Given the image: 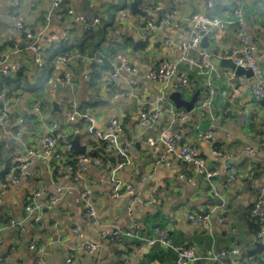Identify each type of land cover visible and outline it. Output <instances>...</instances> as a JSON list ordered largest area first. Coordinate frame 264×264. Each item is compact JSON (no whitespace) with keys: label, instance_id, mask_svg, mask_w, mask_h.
Returning <instances> with one entry per match:
<instances>
[{"label":"crops","instance_id":"0c3cea01","mask_svg":"<svg viewBox=\"0 0 264 264\" xmlns=\"http://www.w3.org/2000/svg\"><path fill=\"white\" fill-rule=\"evenodd\" d=\"M15 1L0 0V65L12 73L10 78L0 80V228L14 220L24 233L20 237L16 228H3L0 257L9 258L13 264H67L65 256L70 250L75 254V264H124L126 261L129 264H177L176 248L193 245L198 258L190 264H215L207 259V253L232 247H237L242 257L227 258L225 264H263L255 257L257 253H251L255 250L256 225L248 209L256 201L259 188L264 186V154L246 152L243 146L254 147L256 137L264 128V115L252 116L248 124H244L237 111L224 102L220 96L226 83L224 73L231 71L214 67L205 74L195 65L179 64L188 78L199 84L208 79L215 91L208 119L192 111L187 121L177 123L162 110L153 125L141 128L137 125L139 105L135 100L127 102L122 94L133 76L144 101L155 104L159 86L149 80L148 71L163 59L178 61L181 58L180 52L165 46L164 39L186 41L192 14L229 20L230 11L241 7L248 30L256 35L258 65L264 68V2L213 0L216 6L210 11L205 7V0H184L183 3L148 0L149 5L141 0L139 7L145 14L131 15L129 11L130 18L124 22L120 21L119 14L129 10L132 0H64L59 12L65 14L71 9L73 14L64 15L61 20L51 16V0H17L18 4L14 5ZM154 5L172 10L174 17L167 25L157 26L154 33L147 34L142 27L160 18V12L151 9ZM11 17L33 32H42L40 42L43 45L49 35L59 37L63 28L68 29L70 42L45 47L43 66L38 67L27 41L15 30V21ZM79 17L87 22L95 17L100 19V24L92 29L98 37L84 36ZM219 34L217 40L205 36L206 46H200L199 50L208 57H220L224 52L239 48V37L233 25ZM89 37V42L99 47L95 52L86 49L79 52V45ZM64 53L70 55L68 63H56V56ZM191 57L195 62L200 60L198 53ZM122 58L133 69V75L120 68L118 80L107 82L108 74L113 67L119 68ZM16 66L21 67L15 72ZM64 74H69L67 85L57 81ZM166 92H177L174 79ZM181 97L190 100L191 95L185 93ZM63 102L74 105L89 118L93 131H103L110 118L121 120L122 138L131 146L130 162L119 177L124 183L131 184L130 194L118 199L110 197L109 169L117 160L103 152L87 128L78 122L67 121L60 105ZM241 102L256 104L247 97ZM7 106H10L9 120L3 122L2 115ZM212 120L216 125V141L222 142L211 146L198 137L196 129L204 131ZM162 130L176 132L181 137L177 152L183 146L195 148L197 156L219 172L214 180L217 195L210 192L203 175L193 172L176 158L177 152L165 161L157 162L161 147H149L146 140ZM50 132L64 137L51 157L46 160L27 158L29 150L41 151V137ZM76 134H79L80 146L85 147L83 154L91 158L77 169V181L57 176L53 170L59 163L76 161L83 155L74 154L66 146V141ZM213 148L227 155L215 157ZM95 158L102 161V167L95 166L92 162ZM20 159L28 160L32 176L22 177L17 184L4 188L5 175L19 165ZM227 164L235 170L233 182L226 177ZM85 187L92 192L102 226L129 229L133 224L138 225V234L142 238L155 237L157 229H165L170 247L137 242L141 247L137 248L134 240H125L122 244L101 241L104 228L93 227L82 218L84 209L80 195ZM36 191L42 192L39 201L43 205L49 196L58 200L51 208L41 209L38 226L24 212L28 197ZM190 213H209L210 228L194 226L187 219ZM220 218L222 223L218 222ZM73 228H78L84 239L98 245L94 256H87L78 249L80 241L73 235ZM54 237L57 238L56 246ZM32 239L35 248L30 250ZM247 256H254L253 261L244 260Z\"/></svg>","mask_w":264,"mask_h":264},{"label":"built area","instance_id":"2783aa9c","mask_svg":"<svg viewBox=\"0 0 264 264\" xmlns=\"http://www.w3.org/2000/svg\"><path fill=\"white\" fill-rule=\"evenodd\" d=\"M178 3H183L184 0H174ZM232 1V0H230ZM235 3H241L242 0H233ZM64 0H51V16H55L56 19L61 20L64 15H72L71 9H67L66 13H60L59 9ZM17 0L14 5H17ZM145 4L149 5L148 0H145ZM215 2L213 0H205V7L207 10H214ZM151 9L156 12H160V18L157 22L149 21L142 28L147 34L154 33L157 26L167 25L174 17V12L168 8H163L159 5L151 6ZM231 19L225 20L216 17H203L197 14H192L189 18L190 28L189 35L186 41L184 40H173L169 37H165L164 44L167 47L174 48L181 53V58L178 61L171 59H163L153 66L148 71V78L151 82L158 84L159 86V97L157 98L155 104H149L144 101L142 93L137 90V82L133 79V76L127 81V89L123 92L122 97L128 102L130 100H135L139 105V114L137 118V125L141 128L153 125L159 118L162 110L170 116L172 122L184 123L190 116L192 111H195L203 119H208L211 115L212 100L215 95V91L211 87L209 80L205 83L199 84L191 78H188L187 74L179 68L180 62H185L197 66L200 72L207 74V71L213 70V66L208 62V55L201 52L200 42L205 36L210 35L214 40L219 39V32L227 28L229 25H233L236 28L237 35L239 37L240 46L238 49L231 50L229 52H224L220 57L223 59L231 60L235 66H239L244 69H249L252 76L246 78L241 76L238 78L237 83L234 82L235 76L232 72L224 73L226 80L225 88L221 90L220 96L228 107L234 108L237 113L242 117L244 124H248L252 116H263L264 108L258 104L242 103L241 100L244 97L263 100L264 99V68L260 67L255 56V41L256 35L252 34L245 23V17L241 7L233 8L230 11ZM130 18L129 10H122L119 14L120 21L127 22ZM11 20L15 21L14 17ZM82 25V30L84 33L89 32L95 26L100 24L99 18H92L88 22L83 17L78 18ZM16 31L23 34L25 40L28 43V49L33 54L34 64L38 67L43 66V53L45 47L53 44H68L70 42V34L67 28H63L59 37L54 35H49L46 38V44L43 45L40 42L42 37V32H33L20 22L14 24ZM216 30V31H214ZM191 52V54L189 53ZM198 53L200 60L195 62L191 57L192 54ZM70 55L64 53L56 57L55 61L58 64H66L70 60ZM21 66L15 67V72L20 69ZM120 68L128 75H133V69L127 64L125 58L120 60L119 68L113 67L111 72L108 74L106 80L107 82H115L120 77ZM12 73L7 69H4L0 65V80L10 78ZM209 78V76L207 75ZM175 80L176 90L181 94L187 93L193 95L198 92L197 99L193 105L191 111L180 110L172 107L169 103L168 96L166 92L168 84L171 80ZM58 82L69 84V74H64L63 78H58ZM62 112L66 115V119L69 122H78L83 127L87 128L92 138L97 141L103 152L108 155H113L116 158V163L109 169V182L111 188L112 199H118L125 194H130L132 192L131 184L124 183L119 174L124 167H126L130 162L129 152H130V142L122 138V126L121 120L119 118H110L107 122L106 128L103 131H93L91 120L81 114L74 105H66L62 103ZM10 106L5 107V113L2 115L3 122L9 120ZM208 117V118H207ZM1 120V122H2ZM198 137L209 145H214V143L222 142L216 141V125L213 120L210 121L204 131L196 129ZM64 140L62 134H54L52 132L43 135L40 140L41 151L35 152L29 150L26 154L27 158L36 159H48L51 157L54 148ZM181 137L176 132L170 130H162L157 133L156 136L150 137L146 140V144L149 147L156 148L161 147V152L157 158V162L165 161L171 155L177 152V145L180 143ZM66 146L70 149L69 141H66ZM243 149L249 153H260L264 154V128L263 131L256 137V143L254 147L249 145H244ZM15 153V152H13ZM212 154L215 157H225L227 154L220 150L212 149ZM26 158V159H27ZM176 158L183 162L190 170L203 175L205 180L209 184L210 192L217 195L215 191L214 180L219 175V172L213 168L206 165V162L197 156L196 149L183 146L181 147ZM26 159H20L19 165L13 168L8 174L5 175V182L3 187H9L10 185H15L18 183L19 179L22 177L32 176V172L29 170V163ZM91 158L88 155L83 154L80 156L74 165L70 163H59L57 166L53 167V170L57 176L63 178H70L72 180H78L79 176L76 172L77 169L82 167L84 164L89 162ZM95 166L102 167L103 163L100 159H93L92 161ZM226 177L229 182L235 181V170L230 165L225 166ZM186 174H181V177H186ZM59 192V189H57ZM42 195L41 191H36L31 193L30 197L27 199V203L24 206L25 214L31 218L34 225H39L41 221V209L43 207L51 208L58 201L55 197L49 196L46 200V205H43L39 198ZM81 200L83 202V214L82 218L93 227L104 228L100 238L101 241L114 242L116 244H122L125 240H134L137 245L134 247L141 248L137 242H142L146 246H153L158 243L163 247H170L168 234L165 229H157L155 237L152 238H142L139 236V226L132 225L129 229H122L119 226L111 225L104 227L98 220V211L96 203L93 199L92 192L90 188L85 187L81 192ZM249 215L256 220L258 229L255 233L256 242L264 246V186H261L258 190V197L256 201L251 206L249 210ZM190 223L198 228H203L205 230L210 228V214L209 213H190L187 216ZM219 223L223 222V219L218 220ZM14 221L5 225L3 228H16L18 230L19 236L22 237L24 230L22 227ZM0 228V243H1V230ZM73 235L79 239L80 245L79 250L86 254L87 256H94L97 253L98 245L96 243L90 242L83 238L80 230L78 228L72 229ZM35 248V240L29 241V249ZM177 264H190L195 261L197 253L193 245H185L176 248ZM207 259L215 264H225L224 260L230 257L241 258V252L237 247L232 248H220L217 252L209 251L207 253ZM260 263L264 264V249L257 256H255ZM254 256L244 257L247 262H252ZM65 261L67 264H75V254H72L70 250L66 253ZM0 264H13L9 258H1ZM124 264H129L126 261Z\"/></svg>","mask_w":264,"mask_h":264},{"label":"water","instance_id":"95a60500","mask_svg":"<svg viewBox=\"0 0 264 264\" xmlns=\"http://www.w3.org/2000/svg\"><path fill=\"white\" fill-rule=\"evenodd\" d=\"M264 2V0H262ZM141 5V0H132L129 5H128V9L131 13V15H143L145 14V12H143L140 9ZM206 37H203L201 39L200 42V46L205 47L206 46ZM208 62L213 66V67H219L222 69H229V71H231L233 73V75L235 76L234 82L237 83L238 78L241 76H244L246 78H249L252 76V73L249 69H244L241 68L239 66H235L231 60H227V59H223L221 57H217V56H209L208 57ZM198 96V92H195L190 100H183L181 97V93L180 92H172L169 94L168 99L169 101L175 106V108H183L185 111H191L193 109V105L195 103V100L197 99ZM252 102L258 104L259 106H261L262 108H264V99L263 100H255V99H251ZM56 107V105L54 104V108ZM69 145H70V150L74 153V154H83L85 152V147L84 146H80L79 144V134H76L72 140L69 141ZM53 242L54 245H57V238H53ZM255 246V250L252 251L251 253H257L259 254L261 251H263L264 246L260 243H254ZM153 247H159L158 243H155L153 245Z\"/></svg>","mask_w":264,"mask_h":264},{"label":"trees","instance_id":"16d2710c","mask_svg":"<svg viewBox=\"0 0 264 264\" xmlns=\"http://www.w3.org/2000/svg\"><path fill=\"white\" fill-rule=\"evenodd\" d=\"M126 7H127V4H126ZM84 36H90L91 37V39H93V38H96V37H98V36H96V34H95V31L94 30H90L89 32H87V33H85L84 34ZM90 37L88 38V39H86L85 41H83L80 45H79V47H78V51L79 52H84V50L86 49V51H92V52H95L96 50H97V48L99 47L98 46V44H96V45H93L94 43H90L89 42V39H90ZM63 45H65V44H63ZM57 57V56H56ZM55 60V59H54ZM75 162L76 161H70L69 163L70 164H72V165H74L75 164ZM251 209V206H250V208L248 209V214H249V210ZM252 218V217H251ZM253 219V221L255 222V225H256V231H257V229H258V225H257V223H256V220L254 219V218H252ZM10 222V221H9ZM8 222V223H9ZM7 223V224H8ZM6 224V225H7ZM256 231H255V233H256Z\"/></svg>","mask_w":264,"mask_h":264},{"label":"rangeland","instance_id":"374dc122","mask_svg":"<svg viewBox=\"0 0 264 264\" xmlns=\"http://www.w3.org/2000/svg\"><path fill=\"white\" fill-rule=\"evenodd\" d=\"M183 94H185V93H183Z\"/></svg>","mask_w":264,"mask_h":264}]
</instances>
